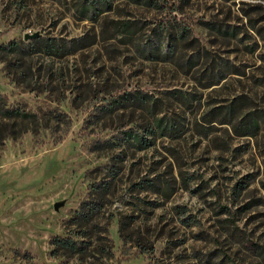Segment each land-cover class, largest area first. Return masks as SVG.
Returning a JSON list of instances; mask_svg holds the SVG:
<instances>
[{
	"label": "rangeland",
	"instance_id": "obj_1",
	"mask_svg": "<svg viewBox=\"0 0 264 264\" xmlns=\"http://www.w3.org/2000/svg\"><path fill=\"white\" fill-rule=\"evenodd\" d=\"M4 109L0 264H264V0H0Z\"/></svg>",
	"mask_w": 264,
	"mask_h": 264
},
{
	"label": "trees",
	"instance_id": "obj_2",
	"mask_svg": "<svg viewBox=\"0 0 264 264\" xmlns=\"http://www.w3.org/2000/svg\"><path fill=\"white\" fill-rule=\"evenodd\" d=\"M19 112L15 111V110H11V109H4L2 111H0V116L2 118H6V119H15V118H22L24 119L28 114L26 113H21L19 114ZM97 203L94 201L93 202H84L81 204L80 206V210L78 212H76L75 214V218L77 221H83L84 223H89L92 220V217L95 215V213L97 212ZM122 227V223H120V228ZM62 239V240H58L59 243L65 248L68 249V251H72L74 252H80L82 250H85L87 247V243L83 240H77V239ZM64 240H68L67 242H64Z\"/></svg>",
	"mask_w": 264,
	"mask_h": 264
},
{
	"label": "water",
	"instance_id": "obj_3",
	"mask_svg": "<svg viewBox=\"0 0 264 264\" xmlns=\"http://www.w3.org/2000/svg\"><path fill=\"white\" fill-rule=\"evenodd\" d=\"M30 36H32V35H30Z\"/></svg>",
	"mask_w": 264,
	"mask_h": 264
}]
</instances>
